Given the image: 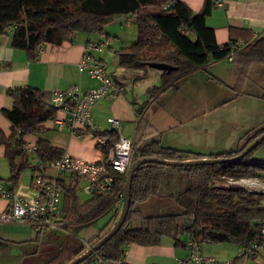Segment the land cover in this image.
<instances>
[{
	"label": "trees",
	"instance_id": "16d2710c",
	"mask_svg": "<svg viewBox=\"0 0 264 264\" xmlns=\"http://www.w3.org/2000/svg\"><path fill=\"white\" fill-rule=\"evenodd\" d=\"M167 2L168 0H0V35L12 29V45L17 49L27 50L32 58H37L36 51L40 47L72 42L78 33L104 34L106 26L134 15L138 39L129 47L116 51L120 67L129 71L147 69L149 63H166L177 67V70L170 73L162 72V89L196 70L206 68L212 62L224 60L231 50V42L237 41L232 40L223 47L218 45L214 31L206 24L212 7L209 0L199 13H194L179 0L169 10H163L162 6ZM192 37L196 39L193 40ZM246 43L247 46L234 61L240 62L243 70H248L254 63L264 66V37L254 41L248 39ZM159 90V87H155L150 92ZM7 95L13 100V106L11 109H2V114L11 123V134L7 136L0 128V145L6 147L7 157L12 165L11 182L16 186L21 172L28 166L33 167L27 160L28 152L24 148L23 138L29 134L45 132L46 129L41 126L54 121L58 112L51 104V95L39 89H9ZM103 134L107 135V132ZM262 134L264 129L248 135L236 151L212 155L211 158H235ZM112 136L115 141L118 139L117 135ZM263 147L264 142L243 160L233 164L141 166L133 177L131 209L127 220L98 254L103 256L107 264H124L128 244L158 246L164 237H171L179 245V237L184 234L199 244H234L241 248L261 246L264 238L259 235L258 228L264 223V193L237 186L227 187L224 183L229 179L242 178L264 180V159L254 158V154ZM135 150V160L159 157L186 161L204 157L190 151L163 148L155 141ZM64 154V150L44 139L36 144L34 153L37 161L43 163L57 161ZM33 170L36 171L37 167H33ZM172 172L181 173V179L174 180ZM71 180L69 184L62 182L65 235H48L51 241L49 243H54L58 251L45 264H69L83 254L86 246L72 229L80 230L92 219L106 214L123 192L126 183L123 176L116 175L112 192L95 194L90 201L81 203L76 194L79 179ZM165 180L164 194H175L174 198L183 208V213L155 216L152 218V226L148 224L149 218L137 220L139 224L131 226L135 207L158 196ZM119 214L113 217V223ZM100 238L101 235L95 239L97 241ZM252 254L236 258L233 264H243ZM94 257L82 264H92Z\"/></svg>",
	"mask_w": 264,
	"mask_h": 264
},
{
	"label": "crops",
	"instance_id": "0c3cea01",
	"mask_svg": "<svg viewBox=\"0 0 264 264\" xmlns=\"http://www.w3.org/2000/svg\"><path fill=\"white\" fill-rule=\"evenodd\" d=\"M179 1L194 13H199L208 0ZM211 6L206 24L214 31L220 47L232 40L254 41L264 37V0H224L220 7ZM117 22L123 30H126L125 26L131 30L129 39L122 32L119 33L120 27L112 39V31L106 27L104 34L78 33L72 42L40 47L36 51L37 58H32L27 50L17 49L12 45V29L0 35V128L7 136L11 134V123L2 114V109H11L13 106V100L7 95V91L31 87L52 95L54 91L74 84L81 85L85 90L90 89L95 86V82L79 67L88 51L96 60L107 63L111 74L124 86L122 94L114 98H104L96 104L93 110L95 128L98 131H107L110 129L109 120L117 118L121 122L122 134L134 140L135 148L155 141L163 148L190 151L202 154L203 158H211L212 155L236 151L248 135L264 129L263 65L254 63L248 70H243L240 62L224 59L212 62L206 68L196 70L171 86L161 89L162 72L149 67L134 71L120 67L114 45L122 42L121 48H124L134 44L138 39V28L134 15ZM93 43H102V49L88 50ZM149 78H153V82L145 85ZM129 80L132 81L131 84ZM141 85L143 90L139 93L138 88ZM155 87L160 90L151 93L150 90ZM62 117L63 114L58 112L54 121L41 126L46 129L45 132L25 136V146L36 147L44 139L74 158L85 161L100 160L102 155L92 136H79L78 133H72L66 127L60 126L57 118ZM6 153V147L0 145V178L14 186L11 182L12 165ZM27 154V160L35 167L38 164L35 155ZM33 167L28 166L21 172L17 185H31L35 174ZM27 170L31 174L27 181H23L22 177ZM47 174L52 176L50 172ZM181 175L172 172L171 176L178 180ZM71 181L68 178L66 183ZM162 195L175 200V194L167 192ZM150 201L152 198L135 207L131 226L138 225L137 220L142 218H149L148 224L152 226V218L155 216L181 215L184 211L183 208H176L175 213H163L168 203L151 210L153 203L150 204ZM7 207L8 203L0 199V214ZM120 209L121 207L114 205L106 214L92 219L95 221L106 218L97 227L89 224L83 227L79 237L94 243L97 236H103L110 230L113 217ZM2 224L0 222V242L6 244L2 237ZM189 240L190 237L184 234L179 237V245L171 237H164L158 246L128 244L123 263L177 264L180 260L186 261L191 254L187 245ZM44 242L49 245L51 241L47 239ZM201 252L206 257L233 262L241 256V247L234 244H201ZM243 264H264V243Z\"/></svg>",
	"mask_w": 264,
	"mask_h": 264
},
{
	"label": "built area",
	"instance_id": "2783aa9c",
	"mask_svg": "<svg viewBox=\"0 0 264 264\" xmlns=\"http://www.w3.org/2000/svg\"><path fill=\"white\" fill-rule=\"evenodd\" d=\"M178 0H168L162 6L163 10H169ZM215 7L223 5L224 0H209ZM247 46L246 41L237 40L231 42V50L226 60L233 62L235 57ZM102 43H93L88 50L100 51ZM42 51V49L40 50ZM80 70L87 72L95 86L85 90L81 85L74 84L66 89L56 90L51 95V104L63 114L57 118V123L66 127L72 133L79 136H92L96 147L101 152L98 161H85L74 158L65 153L61 159L54 162H38L37 170L31 185L11 186L0 178V199L8 203V207L0 214V222L3 224H19L30 226L38 235L57 233L66 228L63 220L62 199L64 187L62 182L70 179L85 180L83 187L85 194H108L112 192L116 175L127 178L132 163L135 161L134 140L125 137L121 132V122L117 118L109 120L110 129L107 135L95 128L93 110L96 104L104 98H114L124 92V86L111 74L107 63L96 60L91 52H87L79 64ZM115 134L118 139L112 136ZM28 153L34 155L35 146L24 147ZM105 149L106 151L104 152ZM54 173L49 176L47 173ZM224 186H237L248 191L262 192L260 183L256 178L229 179ZM124 190L115 201L114 205L121 207ZM113 205V206H114ZM258 233L264 238V223L258 228ZM86 250L91 242L81 239ZM191 249L188 260H180L177 264H233L231 261H220L216 257H206L201 252V244L190 239L187 244ZM257 245L250 248H241V256L249 255L258 250ZM92 264H107L102 255H94Z\"/></svg>",
	"mask_w": 264,
	"mask_h": 264
},
{
	"label": "rangeland",
	"instance_id": "374dc122",
	"mask_svg": "<svg viewBox=\"0 0 264 264\" xmlns=\"http://www.w3.org/2000/svg\"><path fill=\"white\" fill-rule=\"evenodd\" d=\"M112 31V39L116 36V31L120 27L119 33H123L125 37H128L129 39L131 37L130 29L128 27H124L126 30H123L122 26L119 22L115 21L112 24L106 26ZM109 38V37H108ZM122 42H118L114 45L116 50L121 49ZM156 72V71H155ZM131 84V80H129ZM147 85L148 83L153 82V78H149L148 81H146ZM141 90H143V86L141 85L138 88V92L140 93ZM255 159L263 160L264 159V149H259L254 154ZM51 174L54 172L52 170H49ZM31 174L30 170H27L25 174L22 177L23 181H27ZM256 180L260 183L259 188H264V180L256 178ZM165 182L161 186L160 193L158 196L153 197L152 201H150L153 205H151V210L159 209V207L166 205L168 203V206H165V211L163 213H175L176 208H181L175 200L164 197L162 195L165 192ZM86 184L85 180H79V184L77 186L76 194L78 196V199L81 203H86L92 199V196H89L84 193L83 187ZM175 186V185H173ZM122 207V205H121ZM121 210V209H120ZM120 210L117 214H119ZM105 217L99 218L97 220H91L88 224L97 227L100 225V223L104 220ZM106 219V218H105ZM87 224V225H88ZM88 225V226H89ZM1 231H4V235L2 237L6 240V244L0 245V264H45L47 261L52 259L57 254V247L52 246V243H49V245H46V242L44 240L49 239L48 235L40 234L38 235L30 226L28 225H19V224H2ZM81 230V229H80ZM78 228H73L72 232L77 234L78 236L82 234ZM58 236L63 237L65 235V231L59 230L57 231ZM54 244V243H53ZM214 245V244H213ZM220 245V244H218ZM220 260V259H219Z\"/></svg>",
	"mask_w": 264,
	"mask_h": 264
},
{
	"label": "water",
	"instance_id": "95a60500",
	"mask_svg": "<svg viewBox=\"0 0 264 264\" xmlns=\"http://www.w3.org/2000/svg\"><path fill=\"white\" fill-rule=\"evenodd\" d=\"M148 67L151 69H155L160 72H167L170 73L172 71L177 70V67L166 63H149ZM264 142V134L256 138L250 145H248L241 154L236 156L235 158H201V159H194V160H186V161H179V160H168L162 159L159 157H144L136 159L128 172L126 183L124 186V197L122 202V207L120 210V214L118 219L113 223L112 227L108 232H106L101 238L94 243H92L91 247L79 257L74 259L69 264H82L87 259L91 258L98 251L108 243L124 226L128 214L131 209V189H132V181L134 174L136 171L145 164H158L167 167H194V166H212V165H221V164H233L240 162L243 160L249 153L254 151L261 143ZM187 223V222H185ZM3 243L0 242V245Z\"/></svg>",
	"mask_w": 264,
	"mask_h": 264
}]
</instances>
